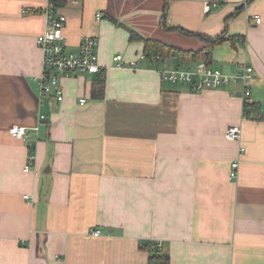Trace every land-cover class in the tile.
<instances>
[{
	"label": "crops",
	"instance_id": "obj_1",
	"mask_svg": "<svg viewBox=\"0 0 264 264\" xmlns=\"http://www.w3.org/2000/svg\"><path fill=\"white\" fill-rule=\"evenodd\" d=\"M206 1L218 5L205 12ZM46 4L0 0V264H147L146 240L160 242L170 264H264V0L65 5L68 48L94 36L102 71L64 79L52 107L34 80ZM130 29L192 50L203 42L178 29L224 33L210 65L228 74L240 62L253 67L249 110L239 82L192 91L161 80L159 69L193 62L137 60L144 43ZM117 53L137 68L116 67ZM99 82L103 97L93 95ZM12 125L27 135L11 136ZM230 125L240 141L225 138Z\"/></svg>",
	"mask_w": 264,
	"mask_h": 264
},
{
	"label": "built area",
	"instance_id": "obj_2",
	"mask_svg": "<svg viewBox=\"0 0 264 264\" xmlns=\"http://www.w3.org/2000/svg\"><path fill=\"white\" fill-rule=\"evenodd\" d=\"M82 0H47V4L43 9L45 16V29L36 37V44L41 50V72L34 78L38 89L39 99L44 98L49 107L60 103L64 98V90L62 82L64 79L89 76L100 73L102 66L99 64L97 55V39L92 35H84L79 40L77 50H70L64 35V29L67 22V16L61 11L65 5H80ZM62 3L61 5H57ZM216 1H206L203 5L205 12H209L216 7ZM24 12H28L25 10ZM101 14L97 13L96 18L100 19ZM255 23L261 22V17L254 15ZM176 56L161 57L159 55H147L142 52L138 55L137 60H156L165 65L169 61L175 59ZM137 60L125 61L121 53L114 54L112 61L116 67H128L136 69ZM161 80L175 84H187L192 91H203L206 89H217L230 85L231 83H241L240 96L243 100V108L249 110L250 99V81L254 78V69L252 66L244 62H240L236 66V71L233 74H228L219 68H215L205 61L201 60L191 65H171L167 68L158 70ZM235 93V92H234ZM79 103L85 104L86 99L80 98ZM40 119H44V115H40ZM38 130V127H35ZM9 133L16 139H23L27 135V130L22 125H12L9 128ZM225 138L231 141H240L242 134L239 126L230 125L225 130ZM30 153L27 163L24 167L28 171L34 159L33 148L30 145ZM244 147H240V153ZM240 161L235 159L230 163L229 177L235 179L238 174ZM28 198L27 195H25ZM92 235L98 236L100 230L95 229L91 232ZM161 247V243L157 242ZM145 243H142V246Z\"/></svg>",
	"mask_w": 264,
	"mask_h": 264
},
{
	"label": "trees",
	"instance_id": "obj_3",
	"mask_svg": "<svg viewBox=\"0 0 264 264\" xmlns=\"http://www.w3.org/2000/svg\"><path fill=\"white\" fill-rule=\"evenodd\" d=\"M251 0H246V3ZM62 3H58L57 5H61ZM181 33L198 38L203 42V46L199 49H183L179 48L175 45H171L160 41L155 38H144L136 31L130 29V37L131 39L141 40L144 43L143 52L150 57L151 55H159L161 57H169L175 56L176 54L181 55L182 62L187 60H191L194 63L198 61H205L206 63L210 64L211 61V49L218 44L224 42V33L217 35L215 37H210L201 33L191 32L183 29H178ZM175 65H183V63L179 62ZM102 83V81H101ZM98 83V87L95 88L93 92L95 97H103L104 87L103 84ZM142 243L145 245L142 246ZM140 247L145 249L149 252L147 264H170V258L168 252L163 248L158 246V243L155 241H141Z\"/></svg>",
	"mask_w": 264,
	"mask_h": 264
}]
</instances>
